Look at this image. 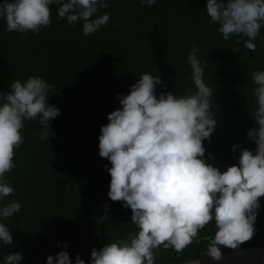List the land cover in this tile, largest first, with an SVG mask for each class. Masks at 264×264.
Wrapping results in <instances>:
<instances>
[{"label":"trees","instance_id":"16d2710c","mask_svg":"<svg viewBox=\"0 0 264 264\" xmlns=\"http://www.w3.org/2000/svg\"><path fill=\"white\" fill-rule=\"evenodd\" d=\"M255 247L264 0H0V264Z\"/></svg>","mask_w":264,"mask_h":264},{"label":"water","instance_id":"95a60500","mask_svg":"<svg viewBox=\"0 0 264 264\" xmlns=\"http://www.w3.org/2000/svg\"><path fill=\"white\" fill-rule=\"evenodd\" d=\"M184 264H264V247L237 250Z\"/></svg>","mask_w":264,"mask_h":264},{"label":"bare ground","instance_id":"6f19581e","mask_svg":"<svg viewBox=\"0 0 264 264\" xmlns=\"http://www.w3.org/2000/svg\"><path fill=\"white\" fill-rule=\"evenodd\" d=\"M256 246V245H255Z\"/></svg>","mask_w":264,"mask_h":264}]
</instances>
